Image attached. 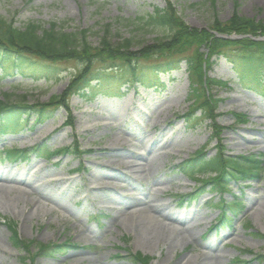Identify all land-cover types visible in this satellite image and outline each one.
I'll use <instances>...</instances> for the list:
<instances>
[{
	"label": "rangeland",
	"instance_id": "obj_1",
	"mask_svg": "<svg viewBox=\"0 0 264 264\" xmlns=\"http://www.w3.org/2000/svg\"><path fill=\"white\" fill-rule=\"evenodd\" d=\"M171 1L182 20L197 29L207 27L213 16L225 21L235 10L234 0H214L212 7L208 0ZM236 1L240 15L264 23V0ZM164 4V0H0V16L13 20L19 28L28 22L46 27L51 21L61 23L67 31L85 28L89 30L88 41L93 46L98 44L101 25L109 22L113 41L130 39L135 50L161 35L157 30L142 26L137 17ZM151 62V59H140L138 63L144 69ZM3 65L6 64L0 63V98L4 94H9L11 99L26 95L29 103L44 102L50 95L60 94L68 86L70 75L78 68L74 61L52 63L55 71L61 73L59 80L53 82L32 80L11 69L9 71L15 74H5ZM41 65L44 64L37 63L38 67ZM260 70L259 85L243 83L225 59L213 58L207 76L221 82L210 85L211 96L217 100L218 140L209 141L213 131L210 119L199 112L189 117L186 114V97L190 90L184 66L168 75H159L162 85L119 84L117 88L112 86L95 91L87 99L74 93L67 99L68 114L60 107L44 123L35 124L31 119L19 130L3 134L0 147L30 149L43 143L52 150L62 147H70V150L56 153L49 161L33 154L13 163L0 161V171L9 170L15 175L31 178V183L39 184L41 192L55 196L52 202L43 201L41 210L30 211V218L25 221L17 203L5 200L4 193L0 192L1 221L13 220L21 239L35 241L33 252L39 242L69 240L76 245L54 257L38 255L33 264H143L129 255L137 251L152 257L148 264H264V208L258 209L259 203L264 202V173L251 182L233 183L221 195L223 203L218 207L215 204L219 192L211 190L209 185L200 194L197 191L195 196H186L196 189L195 182L172 170L173 165L202 146H205L208 157L219 149L232 157L254 153L264 158V67ZM149 102L155 105L151 107ZM232 113L245 114L247 122H238ZM107 115L122 118L104 122L103 117ZM166 120L174 123V129L180 126L182 133L169 141L172 154L162 155L152 169L139 176L138 182L128 178L131 176L129 168L104 164L112 159L106 148L116 140L126 142L123 148L115 147L118 152L128 148V143L134 153L146 152L143 143H138L132 133L146 131L148 136H158L167 132L171 136L173 128ZM67 121L70 126L65 124ZM139 140L142 142L141 138ZM75 147L80 152H75ZM97 147H105L104 154L96 150ZM29 164L39 170L36 178L25 169L24 166ZM101 170L122 176L98 179ZM53 178L57 180L52 181ZM10 184L31 189L22 183ZM54 184L65 190V194L57 196L59 193L54 190ZM98 186L102 188L98 189ZM114 191L125 194L128 199L152 196L171 217L174 212H191L190 218L183 216V223L163 220L172 229L185 228L183 241L169 244L165 237L147 240L138 228L131 226L130 220L112 223L111 207L114 204L109 195ZM231 194L236 195L241 203L235 215L228 211L227 203L233 199ZM85 195L88 200L84 199ZM222 212L231 216L229 225L227 222L219 224ZM143 217V214H135L134 219L148 223ZM187 225L189 228L185 227ZM171 233L175 235V232ZM0 248V264H30L29 260L23 261V253L11 245L10 233L2 223ZM117 252L121 257L115 255Z\"/></svg>",
	"mask_w": 264,
	"mask_h": 264
},
{
	"label": "trees",
	"instance_id": "obj_2",
	"mask_svg": "<svg viewBox=\"0 0 264 264\" xmlns=\"http://www.w3.org/2000/svg\"><path fill=\"white\" fill-rule=\"evenodd\" d=\"M208 1L211 7L214 6V0ZM234 1L235 10L228 19L220 21L213 16L207 27L197 29L182 20L171 0H164L163 7H154L152 12L137 17L142 26L151 31L157 30L161 35L155 36L152 43L141 44L135 50L132 49L130 39L113 41L109 22L101 25L98 44L93 46L88 41L89 30L85 28L67 31L61 24L53 21L46 27L28 22L19 28L14 25L13 20L0 16V63L6 64L3 65L5 74H15L9 71L11 69L32 80L56 82L61 73L55 71L52 63L74 61L78 65L75 73L70 75L66 89L60 94L51 95L47 101L36 100L29 103L26 95H21V99H11L9 94H4L0 98V135L17 131L31 118L34 123H43L59 107L68 112L66 102L70 94L76 93L87 99L95 91L107 90L112 86L116 88L121 83L150 87L159 83L160 74L176 71L182 64L185 65L189 80L188 117L199 112L215 123L217 100L211 96L210 85L221 82L207 76L212 58L223 57L231 64L241 82L248 84L261 83L258 75L260 68L264 67V23L240 15L237 1ZM231 34L240 37L230 39L223 36ZM140 59H151L152 62L147 68L141 69L138 63ZM40 62L44 65L38 67L37 63ZM233 115L238 122H246L245 114ZM218 131V126L214 124L213 137H217ZM68 151L69 147L53 151L39 144L30 149L35 157L46 159L58 152ZM26 152L4 147L0 155L5 153L6 157L14 160ZM172 168L198 182V191L210 185L211 190L221 193L233 182L261 178L264 173V158L261 154L232 157L221 150L208 157L204 148H201ZM232 196L234 200L229 203L228 209L235 215L241 208V203L235 195ZM227 220V216L223 214L218 221L222 224ZM4 223L11 234L12 246L26 254L22 256L23 261H26L27 254L33 262L37 255L54 257L64 253L67 248L75 247L69 240L62 243H38L36 252L31 253L30 248L35 241L19 238L14 221L5 219ZM129 255L134 261L143 264H148L151 260L150 256L140 252Z\"/></svg>",
	"mask_w": 264,
	"mask_h": 264
},
{
	"label": "bare ground",
	"instance_id": "obj_3",
	"mask_svg": "<svg viewBox=\"0 0 264 264\" xmlns=\"http://www.w3.org/2000/svg\"><path fill=\"white\" fill-rule=\"evenodd\" d=\"M149 105L153 107L155 104L153 102H149ZM121 115V114H120ZM104 116V122L106 120L109 121H120L122 116ZM167 121V120H166ZM110 125L112 126V123ZM167 125L173 128L171 132V136H168V133H161L158 136L151 134L148 136L146 131L139 132L136 134L132 133V136L136 138L138 143H143L142 148L144 149L143 154H136L131 149H129L130 144L128 143L127 147L124 148L123 152H118L115 147L120 146V148L124 147L126 142H122L121 140H116L109 144L108 148H106L107 154H109L112 159L108 160L109 165L119 166V167H127L131 171V181L138 182L139 176H142L148 172V170L152 169L157 163L161 156H170L172 153L169 151L168 144L169 141L173 138V136L179 137L182 133V128L180 126L174 129V123L172 121H167ZM132 130V128H131ZM166 136V138H164ZM142 139L140 142L139 139ZM144 140V141H143ZM231 140V138H230ZM264 141V139H263ZM141 145V144H140ZM103 148L105 147H97L96 150L100 151V153L104 154ZM25 169H27L28 174L33 178H36L39 170L34 168L32 164L25 165ZM22 166V169L24 168ZM103 167V166H102ZM24 170V169H23ZM142 174V175H141ZM121 174H113L112 172L101 170L99 172V178L103 177H121ZM57 180V178H53L52 181ZM10 183L24 184L26 186L31 187L30 190L22 189L18 186H13ZM39 184L31 183V178L27 179L20 175H15L10 173V171L2 170L0 171V192L4 193L5 200L11 203H17V207L19 208L20 215L23 217L25 221L30 218V214L32 210H41L42 202H52L55 199V196L51 194L43 193L38 189ZM54 190H56L57 196L60 194H65V190L59 189L56 184H54ZM96 187H92L95 189ZM102 188L98 186V189ZM55 193V194H56ZM1 197V195H0ZM110 200L114 204L111 207L112 215L111 221L112 223L118 224L121 220H130L131 226L135 229L138 228L143 238H147V240L156 239L159 237L167 238V242L169 244H175L179 241H183L182 232L185 231L183 229H172L167 224L163 222V220H176L177 222L183 223L184 218L186 216L188 218L191 217V212H174L172 217L166 213L164 210L157 205L154 198L152 196H133L132 198H127L125 194L120 195L117 192H113V194L109 195ZM85 200H88L89 197L87 195L84 196ZM8 205H12L7 203ZM13 206V205H12ZM16 210V207L13 206ZM256 208V207H255ZM264 208V202L259 203L258 209ZM135 214H143V220L149 221L144 224L136 219H134ZM189 228V225L185 226ZM171 232H175V235ZM1 249V248H0ZM1 251V250H0ZM8 264V263H1ZM11 264V263H10Z\"/></svg>",
	"mask_w": 264,
	"mask_h": 264
},
{
	"label": "water",
	"instance_id": "obj_4",
	"mask_svg": "<svg viewBox=\"0 0 264 264\" xmlns=\"http://www.w3.org/2000/svg\"><path fill=\"white\" fill-rule=\"evenodd\" d=\"M229 38H235V36H229Z\"/></svg>",
	"mask_w": 264,
	"mask_h": 264
}]
</instances>
